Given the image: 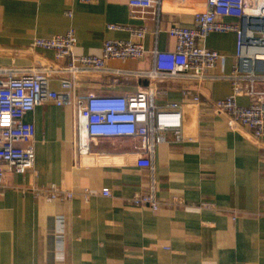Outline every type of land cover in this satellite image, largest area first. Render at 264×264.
<instances>
[{"label": "crops", "instance_id": "crops-1", "mask_svg": "<svg viewBox=\"0 0 264 264\" xmlns=\"http://www.w3.org/2000/svg\"><path fill=\"white\" fill-rule=\"evenodd\" d=\"M206 10L199 0H168L157 16L132 9L129 0H0V69L38 70L30 49L35 38L73 28L75 55L99 56L106 41L131 39L128 31L109 25L143 27L144 57L109 61L100 78L81 80L76 90L80 98L133 94L149 83L143 74L153 69L154 51L175 50L167 31L195 28L196 15ZM204 44L220 55L216 69L200 83L189 73L160 81L153 99L158 110L181 105V143L166 132L147 155L136 138H95L89 147L97 163L82 166L78 152L87 137L74 106L44 104L25 116L35 127V171L3 178L0 264H264V139L243 127L232 129L212 109L234 94L237 34H211ZM37 52L47 63L67 64L51 51ZM50 88L61 92L60 79L52 78ZM262 100L237 97L240 106ZM148 158L152 167H139ZM52 185L73 198L45 202L30 190ZM152 188L161 203L158 212L132 204L134 195ZM104 189L111 197L103 196ZM174 198L183 204L174 205Z\"/></svg>", "mask_w": 264, "mask_h": 264}, {"label": "built area", "instance_id": "built-area-1", "mask_svg": "<svg viewBox=\"0 0 264 264\" xmlns=\"http://www.w3.org/2000/svg\"><path fill=\"white\" fill-rule=\"evenodd\" d=\"M89 3L90 0H75ZM168 0H129L132 9L144 14L158 15ZM207 10L196 15L195 28L174 26L167 33L176 41L174 51H154L153 69L143 74L149 83L136 93L128 95L89 94L80 98L76 90L81 80H95L105 70L109 61L137 60L145 56L142 44L146 36L143 27L109 25L113 31L125 30L131 35L127 41L108 40L99 56H76V31L71 28L63 35L50 38H35L30 46L35 53L38 70L19 74L14 70L0 69V187L7 172L24 175L35 171V127L24 121L28 113L38 106L54 104L58 107L72 105L76 109L79 128L84 130L87 142L78 152V163L90 166L97 163L98 156L90 152L91 139H139L144 154L151 155L164 141L166 132H173L175 142L184 140L182 110L179 103H170L165 110L153 104L158 92L157 83L174 80L190 74L198 83L216 69L220 55L205 46L211 34H237V64L230 77L234 94L212 103L215 113L228 118L232 129L246 128L255 139H264V0H199ZM72 17V12L66 11ZM234 20L237 22H228ZM37 51H51L56 60H66L60 67L45 62ZM27 56V53H17ZM59 78L61 92L51 90L50 81ZM164 93V92H163ZM190 95V92H186ZM262 96L249 106H240L237 97ZM192 97V96H191ZM193 100L199 102L194 95ZM139 167L151 168L152 159H141ZM35 198L45 202L69 201L73 194L61 193L55 185L33 186ZM110 189L103 190L104 197H111ZM137 207H146L158 212L161 203L152 188L151 193H139L131 199ZM174 205L183 201L174 198Z\"/></svg>", "mask_w": 264, "mask_h": 264}]
</instances>
